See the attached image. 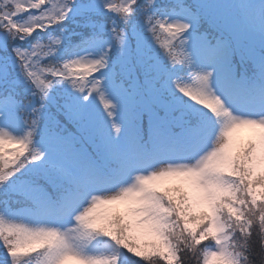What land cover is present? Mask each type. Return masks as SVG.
<instances>
[{
  "label": "snow or ice",
  "instance_id": "obj_1",
  "mask_svg": "<svg viewBox=\"0 0 264 264\" xmlns=\"http://www.w3.org/2000/svg\"><path fill=\"white\" fill-rule=\"evenodd\" d=\"M0 264H264V0H0Z\"/></svg>",
  "mask_w": 264,
  "mask_h": 264
}]
</instances>
